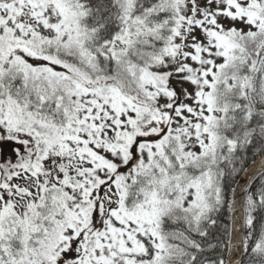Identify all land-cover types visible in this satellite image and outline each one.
Here are the masks:
<instances>
[{"label":"snow or ice","instance_id":"6c2138e0","mask_svg":"<svg viewBox=\"0 0 264 264\" xmlns=\"http://www.w3.org/2000/svg\"><path fill=\"white\" fill-rule=\"evenodd\" d=\"M0 264H264V0H0Z\"/></svg>","mask_w":264,"mask_h":264},{"label":"trees","instance_id":"16d2710c","mask_svg":"<svg viewBox=\"0 0 264 264\" xmlns=\"http://www.w3.org/2000/svg\"><path fill=\"white\" fill-rule=\"evenodd\" d=\"M249 163H251V161H249Z\"/></svg>","mask_w":264,"mask_h":264}]
</instances>
